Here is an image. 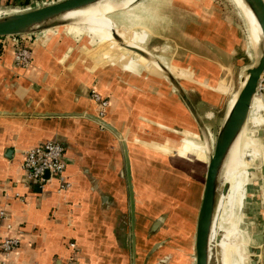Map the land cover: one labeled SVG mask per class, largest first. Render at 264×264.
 <instances>
[{"label": "crops", "instance_id": "1", "mask_svg": "<svg viewBox=\"0 0 264 264\" xmlns=\"http://www.w3.org/2000/svg\"><path fill=\"white\" fill-rule=\"evenodd\" d=\"M0 3L28 5L23 0ZM32 6L34 0L28 8ZM95 21L99 25L89 26L103 30ZM194 25L197 34L188 35L196 49L177 85L146 57L76 26L50 29L30 41L32 62L26 67L15 61L17 41L1 38L0 209L6 216L0 218V241L17 238L20 244L8 253L0 247V264H68L72 257L77 264H195L208 157L206 144L195 139L201 138V128L180 89L206 127L220 128L232 88L223 69L229 71L227 60L235 51L220 44L211 18L199 17ZM71 32L88 35L91 44L104 42L98 58L89 57L85 41ZM120 36L141 47L147 39L145 32L122 31ZM78 46L87 54L86 62L79 61ZM93 91L109 100L104 115ZM253 110L264 112L259 96ZM216 114L221 118L212 121ZM51 140L66 145L71 186L65 190L52 176L40 190L22 166L26 149ZM244 202L248 231H264V179L244 185L239 211ZM259 264H264V242Z\"/></svg>", "mask_w": 264, "mask_h": 264}, {"label": "rangeland", "instance_id": "2", "mask_svg": "<svg viewBox=\"0 0 264 264\" xmlns=\"http://www.w3.org/2000/svg\"><path fill=\"white\" fill-rule=\"evenodd\" d=\"M55 1L58 0H49L50 3ZM28 6L29 4L6 7L0 3V10L3 14H7L23 11L27 9ZM112 6L113 5H111V7ZM127 6L114 10L113 8H109L103 12L97 13L92 18L100 22L101 27L111 33V35L115 33V31L113 33V30H116L119 35L122 31L147 33V39L143 43V46L157 60L166 62L168 66H170L171 70H168V68L167 70L162 69V74L160 75L165 77L168 81L173 82L175 85L182 79L181 71L187 66L189 67V53L196 49L188 35L189 31L192 32L194 29L196 30L195 25L192 26V23L194 24L195 21H198L199 17L203 16L215 21L216 33L222 38L220 44L231 47V49L235 51L234 56L228 57L227 60L231 68H229V71L223 69L226 71V75L230 77L231 82L229 84L232 86L225 99L226 111L230 97L242 86L243 79L247 74V69L256 62L259 52V46L257 42H255L254 37L255 34H257L254 20L252 22L249 21L244 8L236 0H141L131 7ZM90 19L91 18H85L84 20L89 22ZM61 28H67V26H62L57 29ZM53 30L56 29H51L50 31ZM68 32L70 33V31ZM210 32L213 33V31H209L208 33ZM40 33L42 32L33 34V38L35 39L36 35ZM71 34L73 33L71 32ZM195 34L197 33L195 32ZM73 35L77 38H81V41H85L84 45L86 44L89 50L88 55L89 57L92 55L93 59L94 57L98 58L96 57V53H100L101 49H99V47H105V45H103L104 42L98 39L94 40L95 44H91V38L86 34L78 35L76 33V35ZM253 43L255 44L254 46ZM114 44L120 46L118 43L114 42ZM208 47L211 51L207 50L206 52L210 54L213 51L212 45L207 46V48ZM78 50L80 53L78 57L79 61L83 59L84 62H86L87 54L83 53L81 46H78ZM131 52L136 55L138 54L134 51ZM94 62L95 61H92L94 66L103 65ZM190 68L192 69V67ZM187 77H189V75ZM218 83L221 85L223 84L220 80H218L217 84ZM191 93L192 95L195 94L193 92ZM263 94H259L258 96L264 102ZM251 114L250 117L253 122L249 120V117L248 123L244 128L243 139L237 150V165L239 175L243 180V189L245 185L244 169L247 165L251 163V166H255L254 160L252 161V159L258 155L261 158V162H264V135L258 138L253 136L256 130H264V112L258 115V112L253 110ZM219 118H221V115L216 114L212 121ZM255 119L259 120L258 124H254ZM218 129L217 124L207 123V130L212 148L215 144ZM201 135L200 139H195L206 143L202 131ZM241 190L242 188L239 194H235L229 202L226 211L221 216L219 224L224 228L227 239H229V244H227V242L225 243L226 250L223 255V264L237 263L239 247L241 246L240 244L244 243V238L246 239V252L248 245L255 242L253 238L254 234L252 235L248 231L247 219L245 216V202L242 209L239 211L242 194ZM248 257L249 253L247 252V258L244 257L245 259L242 260V264H250Z\"/></svg>", "mask_w": 264, "mask_h": 264}, {"label": "water", "instance_id": "3", "mask_svg": "<svg viewBox=\"0 0 264 264\" xmlns=\"http://www.w3.org/2000/svg\"><path fill=\"white\" fill-rule=\"evenodd\" d=\"M104 1L107 0H58L44 5H36L37 0H34L33 7H29L23 11L7 13L0 16V38L32 34L48 31L50 29H56L62 26H68L69 24L77 21L75 18L67 17L68 14L74 11L86 9ZM110 1L117 4L122 0ZM140 1L141 0H134L127 7H131ZM242 1L250 9L257 24L259 25L261 32L259 41L257 43L259 46V52L256 62L247 69V74L243 79L242 86L237 91V96L234 103L230 106V108H227L220 128L217 132L213 148L211 147L209 133L202 117L198 113L196 107L188 95L180 89L184 101L195 117L201 128L203 136L206 139L205 144L207 146L208 157L205 188L197 219L195 264L213 263L211 255V239L216 219L218 196L223 182L225 163L229 158L230 152L235 142L248 123L253 99L258 93L260 82L264 76V0ZM113 33L115 37H117V39L120 40L130 51H134L146 57L147 59L157 60L152 55L146 54L138 48L126 44L116 30H113ZM161 67L167 70V67L163 65ZM98 120L102 125L109 126V124L101 117H98ZM263 135V129H258L253 134L255 138L261 137ZM124 145L131 198L132 224L134 226V187L132 182L129 152L126 143ZM254 163L255 166H252L249 171L250 174L248 184L254 183L259 179H264V162H261V158L258 156L254 159ZM46 176H51V172H48ZM159 222L160 220H158L155 225H157ZM253 238L255 242L250 243L247 247V252L249 253L248 259L250 264H259L260 254L262 252V244L264 242V231L255 233Z\"/></svg>", "mask_w": 264, "mask_h": 264}, {"label": "bare ground", "instance_id": "4", "mask_svg": "<svg viewBox=\"0 0 264 264\" xmlns=\"http://www.w3.org/2000/svg\"><path fill=\"white\" fill-rule=\"evenodd\" d=\"M134 0H122L119 3H113L110 0L104 1V2H100L96 5L90 6L86 9L83 10H78V11H74L71 12L70 14L67 15V17L69 18H75L77 19L76 22H73L71 24H69L68 26L72 25V26H76L79 27L93 35H96L98 37L110 40V41H117L120 45L125 46L120 40L117 39V37H115L114 34H110L108 32H106L104 29L103 30H97L94 29L92 27H90L89 25H99L92 17H94V15H96L97 13L103 12L105 11V9H121L122 7L125 6H129L130 3H132ZM245 10V14L247 16V18L249 19L250 22H252L254 20L255 23V27L257 30V34H255V42L258 43L259 41V37H260V28L259 25L257 24L253 14L251 13L250 9L244 4V2L242 0H236ZM111 5H113L111 7ZM82 18H91L89 22H86L85 20H81ZM59 28V27H58ZM57 29V28H56ZM114 38V39H113ZM123 39V38H122ZM126 39V37H125ZM123 39L124 42L126 44H129L133 47L138 48L139 50L143 51L146 54L151 55V53L147 50L144 49V47L138 46L133 44L132 42H130L128 39ZM255 45V44H254ZM149 61H151V63H153L155 66H157L160 70H162L163 68L161 67L163 65V63L159 60H155V59H148ZM164 66V65H163ZM237 96V92H235L231 103L229 105L230 106L234 103L235 99ZM258 96V95H256ZM253 99V103H252V108H253V104L255 101V98ZM261 105V104H260ZM252 108H251V112H252ZM244 134V130L242 131L241 135L239 136V138L237 139V141L235 142L229 158L227 159L226 163H225V167H224V172H223V182H222V186L219 192V196H218V204H217V209H216V219H215V223H214V227H213V233H212V239H211V255H212V264H223V255L225 253L226 250V242L228 243V239L226 236V232L224 230L223 227H221L220 221H221V216L223 215V213L226 211L229 202L231 201V199L233 198V196L236 194H239L240 189L242 188L243 190V180L241 179L240 175H239V171H238V165H237V150L239 148V145L241 143V140L243 139V135ZM259 156V155H258ZM255 156L252 161L258 157ZM244 166V165H243ZM251 163L247 165L245 171H244V182L245 185L248 184V180H249V174H250V169H251ZM241 190V193H242ZM246 243H242L241 246L239 247V252H238V257H237V263L236 264H242V260H244L245 258H247V252H246ZM214 252V253H213ZM245 257V258H244Z\"/></svg>", "mask_w": 264, "mask_h": 264}, {"label": "built area", "instance_id": "5", "mask_svg": "<svg viewBox=\"0 0 264 264\" xmlns=\"http://www.w3.org/2000/svg\"><path fill=\"white\" fill-rule=\"evenodd\" d=\"M50 3L49 0H40L36 2V5H44ZM33 34H24L20 36H13L12 38L17 41V49L15 53V61L18 65L26 67L32 62V49L28 45L30 41L36 40L33 38ZM35 36V35H34ZM1 41V38H0ZM264 91V76L260 82L258 93L263 94ZM93 98L101 105V114L104 115V111L109 104V100L103 97L100 93H92ZM66 145L65 143L57 140H51L38 144L34 147L26 149L24 151V160L22 166L27 172L29 180L35 184L40 190L44 189L48 177V172H51V176L55 177L60 182V190L68 189L71 186L70 181L66 177L67 163L65 159ZM50 176V177H51ZM0 191V196L2 195ZM16 197H20L17 193ZM6 212L4 209H0V218H4ZM20 244L17 238H6L0 241V247L5 253H8ZM71 246H75V243H71ZM68 264H77L74 257L70 258Z\"/></svg>", "mask_w": 264, "mask_h": 264}, {"label": "trees", "instance_id": "6", "mask_svg": "<svg viewBox=\"0 0 264 264\" xmlns=\"http://www.w3.org/2000/svg\"><path fill=\"white\" fill-rule=\"evenodd\" d=\"M31 0H23V3L29 4Z\"/></svg>", "mask_w": 264, "mask_h": 264}]
</instances>
